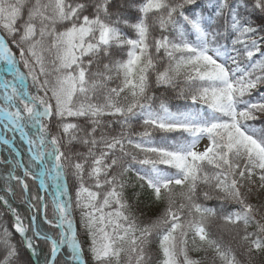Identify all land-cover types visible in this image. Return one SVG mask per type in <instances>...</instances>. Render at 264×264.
I'll list each match as a JSON object with an SVG mask.
<instances>
[{"label":"snow or ice","instance_id":"snow-or-ice-1","mask_svg":"<svg viewBox=\"0 0 264 264\" xmlns=\"http://www.w3.org/2000/svg\"><path fill=\"white\" fill-rule=\"evenodd\" d=\"M3 217L0 264H264V0H0Z\"/></svg>","mask_w":264,"mask_h":264},{"label":"trees","instance_id":"trees-1","mask_svg":"<svg viewBox=\"0 0 264 264\" xmlns=\"http://www.w3.org/2000/svg\"><path fill=\"white\" fill-rule=\"evenodd\" d=\"M173 104H183L186 103L185 101H178V100H173L172 101ZM129 175H132L131 173ZM131 189H129V194L131 193ZM141 199H143V197H141ZM210 204H215V201L209 202ZM141 207H143V205H141ZM159 211V208H156L155 212H149L150 216H154L157 212ZM76 220L77 223L79 222V213H76ZM0 226H8L11 227V218L10 217H3L0 218ZM16 239L19 240V236L16 235ZM153 248L155 249V245H153ZM25 259H27V255H25Z\"/></svg>","mask_w":264,"mask_h":264},{"label":"rangeland","instance_id":"rangeland-1","mask_svg":"<svg viewBox=\"0 0 264 264\" xmlns=\"http://www.w3.org/2000/svg\"><path fill=\"white\" fill-rule=\"evenodd\" d=\"M206 143H207V141H204V142L202 143L201 147H203V144H206Z\"/></svg>","mask_w":264,"mask_h":264}]
</instances>
